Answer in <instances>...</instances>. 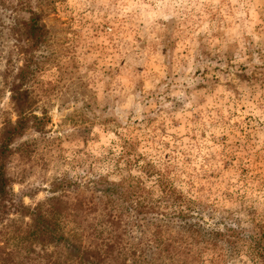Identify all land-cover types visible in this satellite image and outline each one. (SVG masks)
Instances as JSON below:
<instances>
[{
  "label": "rangeland",
  "instance_id": "374dc122",
  "mask_svg": "<svg viewBox=\"0 0 264 264\" xmlns=\"http://www.w3.org/2000/svg\"><path fill=\"white\" fill-rule=\"evenodd\" d=\"M4 2L0 123L14 120L8 86L24 63L5 24L35 14L46 30L29 85L44 129L13 144L8 174L20 178L25 168L9 188L16 206L43 203L58 178L139 185L163 212L197 211L214 236L237 233L226 244L216 236L213 249L188 240L182 255L153 264H181L188 252V264H264L249 245L254 236L264 244V0ZM93 192L85 195L95 203L102 194ZM17 211L0 220V247L11 248ZM134 246L126 264L141 260ZM35 248L44 264H75Z\"/></svg>",
  "mask_w": 264,
  "mask_h": 264
},
{
  "label": "trees",
  "instance_id": "16d2710c",
  "mask_svg": "<svg viewBox=\"0 0 264 264\" xmlns=\"http://www.w3.org/2000/svg\"><path fill=\"white\" fill-rule=\"evenodd\" d=\"M4 1L0 0L3 9L6 7ZM5 25L16 42L13 48L24 56V63L17 69L8 86L14 120L4 117L0 123V220L14 208H18L23 220L12 234L11 248H6L8 244L0 247V264H44L41 260L46 259L47 255L40 256L35 248L38 246L40 249L53 247L59 252L63 251L65 262L72 260L75 264H126L125 258L129 254L127 248L133 245V256L136 248L142 246L139 252L141 260L136 261V264H153L163 256L174 260L173 255H182L184 249L191 246V243H186L188 240L195 245L213 249L216 248L213 242L216 236L226 244L223 237L232 238L237 235L234 229L225 228L224 236L219 232L214 236L215 232L206 226L199 212H163L158 205L159 201L147 194L144 196L139 185L109 182L103 178L89 180L86 184L58 178L51 184L52 196L43 203L33 207L16 206L10 198L9 188L16 180L20 182L23 179L22 172L25 168L21 167L20 178H12L8 174L10 163L18 153L13 144L28 129L35 132L44 129V118L31 111L33 100L29 85L38 69L31 53L45 41L46 30L35 14L28 21L9 17ZM21 42L28 47L24 50L20 48ZM93 190L102 194L96 198L95 203V198L85 195L94 194ZM105 199L106 204L113 202L111 207L103 205ZM69 223L73 224L74 229L66 235L64 227ZM143 227L153 229L149 236H145ZM136 228L141 230L137 239ZM174 234L177 235L176 238L172 236ZM184 237L186 244L181 248L179 245H183ZM235 244L236 242H229L227 246L233 247ZM249 245L251 252L264 260L261 238L250 237ZM185 256L180 261L181 264L193 261L190 252L185 253Z\"/></svg>",
  "mask_w": 264,
  "mask_h": 264
}]
</instances>
